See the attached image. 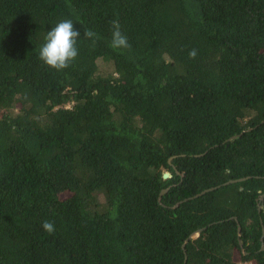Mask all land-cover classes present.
Instances as JSON below:
<instances>
[{"label":"trees","instance_id":"1","mask_svg":"<svg viewBox=\"0 0 264 264\" xmlns=\"http://www.w3.org/2000/svg\"><path fill=\"white\" fill-rule=\"evenodd\" d=\"M263 121L264 0H0V264H264Z\"/></svg>","mask_w":264,"mask_h":264},{"label":"clouds","instance_id":"2","mask_svg":"<svg viewBox=\"0 0 264 264\" xmlns=\"http://www.w3.org/2000/svg\"><path fill=\"white\" fill-rule=\"evenodd\" d=\"M71 7V5H67ZM111 38L109 47L113 50L130 49L127 37L122 33L120 23L117 19L111 22ZM84 38L90 40L93 45L100 38L96 32L85 30ZM81 33L75 27L71 19H62L51 27L44 36V42L39 47V60L48 68L61 71L69 67L70 62L78 56L76 47L77 40ZM196 56L195 49L189 52V58L194 59ZM42 229L48 234L55 231V225L51 221H43Z\"/></svg>","mask_w":264,"mask_h":264},{"label":"water","instance_id":"3","mask_svg":"<svg viewBox=\"0 0 264 264\" xmlns=\"http://www.w3.org/2000/svg\"><path fill=\"white\" fill-rule=\"evenodd\" d=\"M263 123H264V121H263ZM237 137H239V136H233V137H231V138L229 139V141H233V140H235ZM170 177H171V175H170L169 173L164 172V173L162 174V178H163V179H168V178H170ZM242 180H243V179H241V180H236V181H228L227 183L223 184L222 186H227V185H229V184L237 183V182L242 181ZM220 187H221V186L216 187V188H211V189L206 190V191H203V192H201L200 194H198V195H196V196H194V197H191V198H189V199H187V200H190V199H193V198L199 197V196H201V195H203V194H205V193H208V192H212V191H214L215 189H218V188H220ZM166 191H167V190H163V191L161 192L160 197L158 198V201H159V202H160V200H161V196H162L164 193H166ZM185 201H186V200H185ZM178 204H179V203H178ZM178 204H176L173 208H176V207L178 206ZM258 209L260 210V206H258ZM200 231H202V230H198L196 233L192 234V235H191V236L185 241V243H184V245L182 246V248H184V246H185V244H186L187 242H189V241L195 239V238L197 237V235L200 233ZM262 235H264V231L262 232ZM239 245H241L240 242H239Z\"/></svg>","mask_w":264,"mask_h":264}]
</instances>
